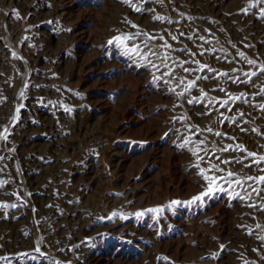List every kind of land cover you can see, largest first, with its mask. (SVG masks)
Returning <instances> with one entry per match:
<instances>
[{
    "label": "rangeland",
    "instance_id": "1",
    "mask_svg": "<svg viewBox=\"0 0 264 264\" xmlns=\"http://www.w3.org/2000/svg\"><path fill=\"white\" fill-rule=\"evenodd\" d=\"M254 2L0 0V264H264ZM201 168L224 191L193 201Z\"/></svg>",
    "mask_w": 264,
    "mask_h": 264
},
{
    "label": "snow or ice",
    "instance_id": "2",
    "mask_svg": "<svg viewBox=\"0 0 264 264\" xmlns=\"http://www.w3.org/2000/svg\"><path fill=\"white\" fill-rule=\"evenodd\" d=\"M123 2L126 3V4H128V5H129L130 7H132L134 10H137V7H138V6L135 5L134 0H123ZM145 2H146V0H145ZM258 3H264V0H255L254 3H250L249 7H253V8H254V7H256V5H257ZM17 18H19V17L17 16ZM156 18L159 19V17H156ZM259 18H264V7H261V8H260V15H259ZM133 27H138V26L133 25ZM125 39H128V38H126V37H121V36H114L112 39H110V40L108 41V43H109V44H113V43L117 44L118 46L124 48V51H125V52H129V51H133V52H135V51H137V49H135V48H133V49H128V48L125 46V43H124V42H125ZM174 39H175V37H174ZM201 39H204V38L201 37ZM165 47H170V46L165 45ZM189 55H193V54H192V53H189ZM238 55H239L241 58H245L243 52L238 53ZM164 59H167V57H165ZM185 63H187V62H185ZM196 63L199 64V61H196ZM247 63H248L249 65H255V64H256V61H254V60H247ZM177 66H179V67H183V65H177ZM152 67H153V68H156L157 71L159 70L158 66L155 65V64H153ZM164 67L167 68V69H169V70H168L167 72L162 73V75H163V76H169V77H171V76H172V69L169 68V65H167V64H164ZM206 67H207L206 65H205V66H202V67H200L199 70H200V71H203L204 68H206ZM183 70H184L185 72H188V71H189V69L186 68V67L183 68ZM208 70H209V71H212V69H210V68H208ZM234 71H235V70H234ZM259 71H260L261 73H264V66H261V67L259 68ZM221 75H227V73H222ZM243 75H244L245 77H247V79H245V80H241L239 77H236V78L233 80V82H234V83H251V79H252V77H254V76L257 75V71L253 70V71L244 72ZM153 79H154V80H159L160 77L154 75V76H153ZM165 83H168V81H165ZM195 85H196V82H195V81H189L188 84H187V86H186L185 89H184V92L179 93V95L183 96L185 92H189V91H191V89H192L193 87H195ZM173 90H174V89H173ZM220 91H224V89H220ZM261 91L264 92V89H262ZM201 94L204 95L203 90H201ZM21 96H23V93H21ZM236 99H238V98H236ZM196 100H197V98L194 97L193 99L189 100L188 103H189V104H192V103L196 102ZM225 103H227V101H225ZM261 110H264V105L261 106ZM17 111H19V109H17ZM241 115H243V113H241ZM242 130H243V129H242ZM209 131H211V129H209ZM253 131H256V129H253ZM167 135H168V133H165V136H167ZM216 135H220V133H216ZM0 138H2V139H4V140H7V138H8V129H7V128H5V129L3 130V132H0ZM188 142H189V141H185V143H188ZM200 143L202 144L203 142L201 141ZM201 150H203V149H199V148H198L196 151L193 152V155H198V152L201 151ZM224 150L227 151L228 149H224ZM242 151H246V149H242ZM247 155H248V157H252V158H253V162H254L255 164H260V163L264 162V155L257 156V153H255V152H248ZM200 159H202V158H200ZM222 162H223V163H229L228 161H222ZM195 167L199 168V164H196ZM246 167H251V165H246ZM219 171H222V169H219L218 166H216V165H211V166L209 167V169H208V172H209V173H211V172H219ZM261 171H264V169H261ZM199 174L203 177L204 181H205L206 184H207V187H206L205 191H202L199 195L192 197V200H193V201H199V200H202V199L205 198L206 196H210V195H212V194H213L214 192H216L217 190H218V191H221V192L224 191V188H223L222 186H220V185L217 184V180H218V179H219V180H224L225 177L221 176V177L217 178V177L214 176V175H208V174L205 173V170L202 169V168L200 169V173H199ZM235 175H236V174L233 173V172H228V173H227V177H228V178H233V177H235ZM246 179H247V180H255V181H256L257 183H259V184H264V176H257V177L249 176V177H247ZM228 183H229V186H230V187H231V185H232L233 183H234L235 185H237V186H241V185L244 183V181H243V180H239V179H236V180L228 179ZM2 184H3V182H0V185H2ZM245 191H246V195L250 198L251 193H250V192H247V190H245ZM252 191H253V192H256L257 195H259L261 191H264V189H256V188H253ZM233 195L236 196V197H239V198H241V199H244V198H245V197L240 196V193L233 192ZM180 203H181L180 201H172V202H171L172 205H178V204H180ZM14 206H15V205H13V207H14ZM250 206L255 207V205H250ZM0 207H8V205H7V204H3V205H0ZM148 211L153 212V213H155V214H159V213L162 211V209H161L160 207H157V208H154V209H148ZM112 215L115 216V215H117V213L114 212V213H112ZM135 215H136L137 217H139V216L143 215V213H142V212H136ZM121 218H124V217L121 215ZM257 227H260V226L257 225ZM249 234H251V233H249ZM262 239H264V238H262ZM36 251H39V249L37 248ZM254 251H255V249H254ZM25 255H26V254H25ZM158 259H161V260L166 261V262L168 261V257H166V256H165V257H158Z\"/></svg>",
    "mask_w": 264,
    "mask_h": 264
}]
</instances>
